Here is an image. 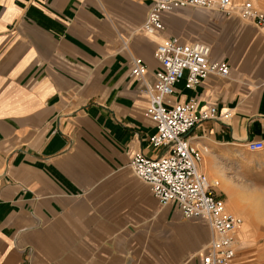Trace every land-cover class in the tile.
Here are the masks:
<instances>
[{
  "label": "crops",
  "instance_id": "obj_1",
  "mask_svg": "<svg viewBox=\"0 0 264 264\" xmlns=\"http://www.w3.org/2000/svg\"><path fill=\"white\" fill-rule=\"evenodd\" d=\"M246 1L257 7L232 4ZM149 5L0 0V264H200L207 224L161 206L129 167L136 153H166L148 143L155 125L142 93L165 39L204 43L229 67L227 77L192 89L180 81L170 98L229 113L187 133L206 149L198 170L218 181L215 193L233 211L226 189L242 192V180L257 178L249 161L264 146L250 152L246 144L264 145V25L185 8L147 35L140 27ZM133 58L147 67L143 82L130 75ZM243 225L233 264L255 262L245 251L263 250L248 251L262 233L247 224L240 234Z\"/></svg>",
  "mask_w": 264,
  "mask_h": 264
},
{
  "label": "built area",
  "instance_id": "obj_2",
  "mask_svg": "<svg viewBox=\"0 0 264 264\" xmlns=\"http://www.w3.org/2000/svg\"><path fill=\"white\" fill-rule=\"evenodd\" d=\"M149 9L140 31L155 35L164 30L163 17L179 9L215 12L225 17L238 14L243 20L257 26L264 25V13L250 1L241 6L232 0H149ZM160 69L154 72L153 83H143L142 93L148 99L145 116L154 123L155 133L149 145L166 148L158 158L141 153L132 156L129 167L136 178L147 184L151 194L161 206L174 205L185 220L207 224L211 238L200 256V264H233L236 255L235 235L243 224L239 215L228 211L225 202L218 198L215 188L218 181L210 180L198 170L202 153L186 138L187 133L205 121H220L229 116L214 105L198 107L195 99L172 104L170 98L175 86L184 81L192 89L213 75L225 78L229 67L223 61L210 58V48L201 42L184 43L168 38L159 43L153 53ZM147 67L139 58L131 61L130 75L144 81ZM261 141L246 144L250 152L263 149Z\"/></svg>",
  "mask_w": 264,
  "mask_h": 264
},
{
  "label": "rangeland",
  "instance_id": "obj_3",
  "mask_svg": "<svg viewBox=\"0 0 264 264\" xmlns=\"http://www.w3.org/2000/svg\"><path fill=\"white\" fill-rule=\"evenodd\" d=\"M257 3V7L263 11L264 0H257ZM249 162L250 164L255 165L257 178L254 180H242V192H240L238 188L236 189L230 186L229 188H231V191L234 194V199H228L226 203L230 202L235 210H230L228 206H226L228 211L241 216L244 225L240 230V234L245 230L247 224L254 225L259 231H261L262 236L257 240L258 243L256 245H251V247L248 248V251L256 252V249L261 248L263 250L259 254L253 253L249 255L246 251L244 254H247L245 255L247 259L252 257L255 259V262L251 260L250 262L248 261L247 264H264V152L259 151L258 153H255ZM227 196L229 195L227 194ZM241 242L243 243L242 240Z\"/></svg>",
  "mask_w": 264,
  "mask_h": 264
},
{
  "label": "bare ground",
  "instance_id": "obj_4",
  "mask_svg": "<svg viewBox=\"0 0 264 264\" xmlns=\"http://www.w3.org/2000/svg\"><path fill=\"white\" fill-rule=\"evenodd\" d=\"M227 190V193H228V195H229V197H230V200H233L234 199V194H233V192L231 191V188H229V189H226ZM240 211V210H239ZM237 212V211H236Z\"/></svg>",
  "mask_w": 264,
  "mask_h": 264
}]
</instances>
